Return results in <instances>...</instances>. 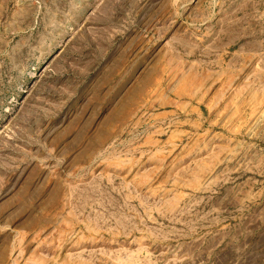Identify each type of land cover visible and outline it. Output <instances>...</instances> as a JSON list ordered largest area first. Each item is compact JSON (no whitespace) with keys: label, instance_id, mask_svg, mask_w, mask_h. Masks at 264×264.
I'll list each match as a JSON object with an SVG mask.
<instances>
[{"label":"rangeland","instance_id":"1","mask_svg":"<svg viewBox=\"0 0 264 264\" xmlns=\"http://www.w3.org/2000/svg\"><path fill=\"white\" fill-rule=\"evenodd\" d=\"M0 264H264V0H0Z\"/></svg>","mask_w":264,"mask_h":264}]
</instances>
